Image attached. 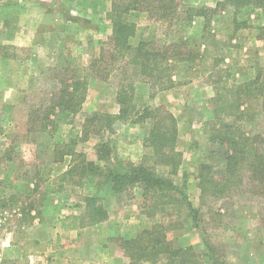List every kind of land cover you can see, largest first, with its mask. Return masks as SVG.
I'll return each instance as SVG.
<instances>
[{
  "label": "rangeland",
  "instance_id": "obj_1",
  "mask_svg": "<svg viewBox=\"0 0 264 264\" xmlns=\"http://www.w3.org/2000/svg\"><path fill=\"white\" fill-rule=\"evenodd\" d=\"M24 1L30 4L31 18L18 21L19 29L24 33L15 35L10 33V0H1L0 6V245L11 233L23 252L17 257L19 264H55L40 251L42 245L33 240L53 234L52 245L57 246L54 234L64 230L62 224L69 221L65 217L83 211L84 202L79 196L91 194L102 197L107 218L81 231L79 240H83L86 247L78 250L76 256L81 255L83 260L95 257L94 264H108L106 260L114 256V264H130L120 241L115 238L130 237L154 222L168 223L170 220L175 226L184 224V227L168 229L170 237L182 245L202 248L201 233L188 226L189 220L183 215L168 217L157 213L149 217L141 213L140 189L114 191L108 186L101 187L97 176L83 179L79 184L68 181V177H65L67 181L59 179L68 167L69 157L62 162L55 161L58 146L71 139H80V125L85 116L96 111L115 114L119 110L116 94L120 76L111 73L104 79L105 72L90 67L94 61L100 66L107 62L101 60L100 42L111 34V21L107 18L110 1ZM185 1L213 8L217 2L219 5L209 22L196 18L178 23L177 32L167 28L165 22L154 21L144 14L132 12L128 15L129 20L137 22L134 42L143 36L160 45L170 38L199 52L198 59L192 64L170 60L175 86L149 101L164 103L175 116L178 128L176 150L182 153V166L177 174L168 175L169 169L165 166L156 169L174 182L181 181L183 170H186L184 179L188 197L194 208L199 207L196 218L207 237L222 247L229 264H264V198L248 190H239L222 198L206 197L200 203L196 185L198 164L209 160L206 125L212 119L209 101L216 91H223V84L215 81L241 83L256 74L264 80V65L249 67L253 63L264 64V6L236 8L230 0ZM38 4L46 7L48 12L55 7L60 14L61 10L65 13L62 14L63 23L58 25L39 23L40 34L33 38L39 20ZM67 66L77 68L79 74L86 71L88 78L86 99L74 115L56 103L59 81L64 73L66 77L71 75L62 70ZM52 67H58V70ZM217 68L226 71H217ZM129 77L135 80L137 70L131 68ZM49 109L53 124L50 133L34 130L39 128L41 115ZM241 109L243 129L264 136L261 97L245 96ZM149 128L148 119L115 121L112 130L102 138L107 143V150L100 151L99 155L106 153V160H97L99 134L91 132L86 140L77 141L75 149L103 166L118 161L122 166L128 162L139 163L149 151L144 142ZM262 151L264 153V145ZM23 239L25 243L21 245ZM0 264L8 263L2 258Z\"/></svg>",
  "mask_w": 264,
  "mask_h": 264
},
{
  "label": "trees",
  "instance_id": "obj_2",
  "mask_svg": "<svg viewBox=\"0 0 264 264\" xmlns=\"http://www.w3.org/2000/svg\"><path fill=\"white\" fill-rule=\"evenodd\" d=\"M231 2L236 8L264 6V0H230L229 3ZM217 4L219 5V2L213 8L202 4L193 5L185 0H110L107 18L111 21V34L100 42L101 60L107 62L100 66L94 61L90 67H98L105 72L104 79L111 73L120 76L116 94L119 110L115 114L96 111L85 116L80 125V139H71L58 146L56 151L54 160L57 162L69 157L68 167L59 175L60 180L67 181L65 177H68V181L79 184L83 179L90 180L97 176L101 187L108 186L114 191L140 189L141 213L149 217L157 213H164L168 217L183 215L185 220H189L187 225L201 233L200 249L190 244L182 245L177 239L170 237L168 229L184 227L182 223L175 226L171 220L168 223L154 222L130 237H116L115 240L120 241V247L128 256L130 264H229L221 251L222 247L207 237L205 229L200 226V220L196 218L199 207L194 208L188 197L184 179L186 170H183L181 181L174 182L168 176L177 174L182 166V153L176 150L177 120L164 103L149 102L175 86L170 62L174 60L192 64L198 59L199 52L170 38L160 45L151 43L143 36L134 42L137 22L128 18L132 12L144 14L154 21L165 22L167 28L177 32L175 27L178 23L191 22L196 18L209 22ZM262 30L264 40V27ZM56 68L58 70V67ZM131 68L137 70L135 80L129 77ZM217 69L226 71L224 68ZM62 70L71 72V75L66 77L64 73L59 81L56 103L74 115L80 111L86 99L88 78L86 71L79 74L75 67L67 66ZM211 72L212 68L209 70V73ZM218 81L223 84V91H216L210 99L212 119L206 124L209 130V160L197 166L196 185L200 191V203H203L206 197L222 198L239 190H248L264 198V136L246 132L241 123V104L245 96L261 97L264 113V80L260 74H256L241 83L220 79L215 83ZM140 88L145 90L140 91ZM215 89L219 90L217 87ZM50 109L41 115L39 128L34 130L50 133V125H53ZM147 119L150 120V128L144 142L149 151L139 163L128 162L126 166H122L118 161L103 166L88 159L86 153L75 149L78 142L86 140L91 132L99 134L97 160H106V153L99 155V152L107 150V143L103 142L102 138L106 132L112 130L114 122ZM157 166L167 167L168 175L161 174L156 169ZM79 197L84 206L83 211L74 218L76 220L73 223L76 226H90L107 218V210L101 202L102 197L91 194ZM74 224L68 225L73 227Z\"/></svg>",
  "mask_w": 264,
  "mask_h": 264
},
{
  "label": "crops",
  "instance_id": "obj_3",
  "mask_svg": "<svg viewBox=\"0 0 264 264\" xmlns=\"http://www.w3.org/2000/svg\"><path fill=\"white\" fill-rule=\"evenodd\" d=\"M2 1L4 2L7 0H2ZM1 5H2V2L0 0V6ZM9 6H10V33H12L13 35L17 34L18 32L24 33V30L19 29L20 28L19 25L21 24L20 23L18 24V21L21 19L31 18L30 4L25 3L24 0H10V4L8 5V8ZM36 9L39 15L38 17L39 20L36 23L37 26H35L34 34H32L33 38L38 36V34H40L37 29L39 26V23H44V24H48L52 26L58 25L59 23H63L62 14L65 13L64 10H61L60 11L61 14H60L59 11H56V8L54 7L53 9L54 12L53 11L48 12V9L44 7L42 4H38ZM1 18L2 16H0V19ZM6 21L4 20V22ZM8 25L9 23L7 22L6 26ZM230 61H233V58H230ZM263 65L264 64L253 63V64H249V67L251 66L260 67ZM81 212L82 211L74 213L71 216L65 217L69 221L67 223L62 224L64 226L63 228L64 230L59 231V232L57 231L58 233L54 234L56 240L58 241L57 246L52 245L53 240L51 239H52L53 234H51V236L49 235L43 236V237L38 236V238L35 237V240H33L34 243H40L42 245V248L40 249V251L47 255V258L50 260V262L55 263V264H80V262H85V264L95 263L94 262L96 260L95 257H90L88 259L86 258L85 260H83L84 258L81 255H79V257L76 256V252L78 250L86 247L85 243L83 244V240H79L80 238L79 235L81 234L82 230L84 231L85 229L89 227V226H85V227L80 228L76 226V224L73 223L76 220V219L74 220V218L77 215H79ZM68 224H74V226L70 227ZM23 243H25L24 239L22 240L21 245ZM6 244H9V245H6ZM0 253L3 258V261L8 264H19V260L17 259V257L20 254L21 255L23 254V252L21 251L20 244H18V241L14 238V236L11 233L10 235L9 234L6 235V237L2 240L1 245H0ZM115 259L116 258L113 256V257H110L106 261L108 262V264H114Z\"/></svg>",
  "mask_w": 264,
  "mask_h": 264
},
{
  "label": "built area",
  "instance_id": "obj_4",
  "mask_svg": "<svg viewBox=\"0 0 264 264\" xmlns=\"http://www.w3.org/2000/svg\"><path fill=\"white\" fill-rule=\"evenodd\" d=\"M6 245H9V244H6ZM2 259V256H1V253H0V260Z\"/></svg>",
  "mask_w": 264,
  "mask_h": 264
}]
</instances>
